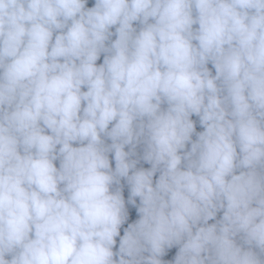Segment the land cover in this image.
<instances>
[{"label": "clouds", "instance_id": "1", "mask_svg": "<svg viewBox=\"0 0 264 264\" xmlns=\"http://www.w3.org/2000/svg\"><path fill=\"white\" fill-rule=\"evenodd\" d=\"M0 264H264V0H0Z\"/></svg>", "mask_w": 264, "mask_h": 264}, {"label": "trees", "instance_id": "2", "mask_svg": "<svg viewBox=\"0 0 264 264\" xmlns=\"http://www.w3.org/2000/svg\"><path fill=\"white\" fill-rule=\"evenodd\" d=\"M199 130V129H198Z\"/></svg>", "mask_w": 264, "mask_h": 264}]
</instances>
